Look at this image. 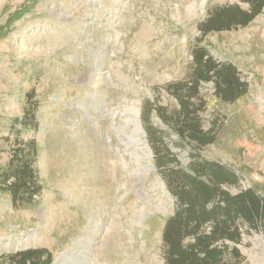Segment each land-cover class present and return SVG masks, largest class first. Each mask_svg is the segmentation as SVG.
<instances>
[{
	"label": "rangeland",
	"instance_id": "374dc122",
	"mask_svg": "<svg viewBox=\"0 0 264 264\" xmlns=\"http://www.w3.org/2000/svg\"><path fill=\"white\" fill-rule=\"evenodd\" d=\"M228 5L249 9L242 0H0V184L19 138L37 143L41 185L17 204L0 187V262L44 247L52 264L72 254L73 264H167L163 232L180 207L167 175L197 160L235 169L239 185H223L231 193L255 187L264 197V7L247 25L204 35L208 14ZM198 47L248 83L234 100L215 79L201 83L191 102L214 137L205 145L156 110L180 109L167 86L190 82ZM138 104L145 133L130 121ZM137 148L151 168L136 162ZM242 232L239 243L219 241L227 259L237 247L238 264H264V221Z\"/></svg>",
	"mask_w": 264,
	"mask_h": 264
},
{
	"label": "trees",
	"instance_id": "16d2710c",
	"mask_svg": "<svg viewBox=\"0 0 264 264\" xmlns=\"http://www.w3.org/2000/svg\"><path fill=\"white\" fill-rule=\"evenodd\" d=\"M242 1L249 4V9L239 5L213 9L201 23L203 34L247 25L264 7V0ZM193 57L195 70L190 82L167 86L179 98L180 109L169 114L161 107L156 110L166 122L175 123L180 136L205 145L214 137L202 127L199 116L202 104L191 102L199 95L201 83L215 79L218 94L226 100L240 97L248 83L241 81L233 64L217 62L205 47L196 48ZM32 121L36 125L35 116ZM17 141L9 165L1 170L3 183L0 184L1 189L12 195L14 204L41 191L36 169L37 143L34 139L17 138ZM189 168V171L174 169L167 175L171 191L180 203L163 232L167 264H238L242 257L239 249L234 247L230 253L232 259L228 260L227 246L218 243L241 242L243 225L256 229L258 223L264 221V197L255 187L235 194L223 188V185L238 186L240 175L222 162L197 160ZM207 225H210L209 230ZM186 238L193 240L185 243ZM4 261L52 264L54 256L44 247L28 248L4 255Z\"/></svg>",
	"mask_w": 264,
	"mask_h": 264
},
{
	"label": "bare ground",
	"instance_id": "6f19581e",
	"mask_svg": "<svg viewBox=\"0 0 264 264\" xmlns=\"http://www.w3.org/2000/svg\"><path fill=\"white\" fill-rule=\"evenodd\" d=\"M94 70V69H93ZM100 76L102 75V74H99ZM98 75V76H99ZM101 77H95V71H92L91 73H90V75L88 76V79H87V81H88V83H89V85L90 86H92V88L95 86V84L97 83V80L98 79H100ZM91 88V89H92ZM95 88V87H94ZM93 88V89H94ZM132 117L130 118V121L136 126V128H137V130L139 131V132H143V133H145V130H144V127H143V125H142V122H141V106H140V104H138V106H136L135 107V109L131 112V114H130ZM136 139V142H138L139 141V139H140V142L142 141L141 140V138L139 137V138H135ZM134 142V141H133ZM134 143V145H137V143ZM139 148V147H138ZM136 149V151L135 152H133L132 153V155H134L135 157H136V162L138 163V164H143V166H147L146 168H151L152 167V163L149 161V160H147V162H146V160H145V163H143L142 162V158H144L145 156H144V154L142 153V152H140L139 151V149ZM138 156H140V157H138ZM142 156V157H141ZM75 258H77L78 257V255H75L74 256ZM73 257V254L71 255V256H69L68 258V264H73V259H75Z\"/></svg>",
	"mask_w": 264,
	"mask_h": 264
},
{
	"label": "water",
	"instance_id": "95a60500",
	"mask_svg": "<svg viewBox=\"0 0 264 264\" xmlns=\"http://www.w3.org/2000/svg\"><path fill=\"white\" fill-rule=\"evenodd\" d=\"M58 261V260H57Z\"/></svg>",
	"mask_w": 264,
	"mask_h": 264
}]
</instances>
